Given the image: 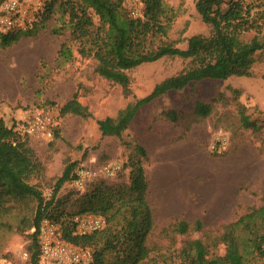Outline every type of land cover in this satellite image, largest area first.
I'll return each instance as SVG.
<instances>
[{"label": "rangeland", "instance_id": "obj_1", "mask_svg": "<svg viewBox=\"0 0 264 264\" xmlns=\"http://www.w3.org/2000/svg\"><path fill=\"white\" fill-rule=\"evenodd\" d=\"M41 1L42 5L47 0ZM252 3V0H246ZM176 16L168 40L185 49L186 39L208 35L206 26L195 10L194 0H164ZM250 17L238 30H230L235 49L254 37L264 39V1L253 3ZM125 8L140 16V0H127ZM97 23L98 18L94 17ZM67 15L56 9L48 19L30 28L32 34L20 35L17 43L0 49V120L14 127L27 140L33 154L9 156L0 153V207L6 205L5 191L12 186L10 172L24 184L35 185L45 200H50L54 185L71 163L101 169L120 165L115 178H96L82 188L65 183L54 197L49 219L61 226L72 225L80 210L81 197L99 186L129 183L132 163L140 162L148 180L147 202L153 215L149 241L160 245V230L174 220L193 224L201 221L205 230L217 232L223 225L237 220L253 208L264 204V52L257 53L251 77L205 80L184 90L171 91L141 107L121 137L102 136L97 120L116 117L128 103L149 94L155 84L179 73L187 64L178 58H162L142 64L130 71L131 95L121 87L99 77L93 58L78 54V43L71 39ZM234 34H231L233 33ZM66 45L72 52L64 60L59 51ZM91 113L90 118L60 114L61 107L73 95ZM211 104L205 118L194 114L195 102ZM244 109L251 120L261 125L259 131L245 129L239 123ZM50 110L54 135L51 139L29 133L26 121L33 113ZM174 110L178 120L164 116ZM218 133L229 137V148L222 155L209 146ZM146 151L142 157L137 149ZM25 212L13 211L0 230V264H29L31 231L19 233ZM190 232L186 238H199ZM223 253V248L218 250ZM27 254V256H25ZM250 264H264L256 258Z\"/></svg>", "mask_w": 264, "mask_h": 264}, {"label": "trees", "instance_id": "obj_2", "mask_svg": "<svg viewBox=\"0 0 264 264\" xmlns=\"http://www.w3.org/2000/svg\"><path fill=\"white\" fill-rule=\"evenodd\" d=\"M3 1L0 0V4ZM126 1L47 0L40 12L42 20L48 19L56 9L67 15L71 39L78 43L79 56L93 58L95 73L120 86L125 96L131 95L128 71L162 58L187 61L179 73L155 84L149 94L128 103L116 117L97 120L102 136L120 138L141 107L171 91L179 92L190 84L205 80L251 77L257 53L264 52V39L254 37L235 49L228 33L247 22L253 3L264 0H252V3L246 0H194L195 10L208 26L209 34L187 38L185 49L168 40L176 13L164 0H140L141 13L136 18L126 10ZM92 15L98 18L97 23ZM22 34L31 35L32 31L0 33V49L17 43ZM59 54L64 60L72 57L66 45L61 46ZM261 78L264 81V75ZM210 112L211 104L195 102V116L205 118ZM60 114L84 119L91 117L88 108L78 101L77 93L61 107ZM164 116L172 122L178 120L174 110H166ZM239 123L245 129H261V125L251 120L242 108ZM137 149L142 157L146 156L144 148L138 146ZM0 153L28 156L33 151L19 131L0 120ZM76 167L77 163L65 167L50 200H45L35 185L24 184L6 172L12 178V186L5 191L6 205L0 207V230L9 226L5 219L14 210L32 212L31 217L23 215L16 229L19 233L31 231L29 264H37L40 223L43 218H51L48 210L54 197L65 183L73 182ZM148 187L141 163H132L128 184L95 187L80 199V210L76 214L102 216L106 226L88 235L74 234L72 225L61 226L63 238L76 246L92 249V260L88 264H250L256 258L264 257V204L223 225L217 232L205 230L199 220L193 224L174 220L158 234L165 244L150 242L153 215L146 199ZM190 232L201 236L180 240L178 244V238L186 237ZM220 247L222 254L218 253Z\"/></svg>", "mask_w": 264, "mask_h": 264}, {"label": "built area", "instance_id": "obj_3", "mask_svg": "<svg viewBox=\"0 0 264 264\" xmlns=\"http://www.w3.org/2000/svg\"><path fill=\"white\" fill-rule=\"evenodd\" d=\"M137 1V0H136ZM43 5L37 0H5L0 4V33L9 31H27L40 17ZM131 17H139L136 10L129 11ZM25 127L29 133L38 134L44 138L53 137V115L50 110H40L32 114ZM229 137L218 133L210 143V150L224 154L229 148ZM121 166L110 164L101 169H94L81 164L74 171L73 184L82 188L96 178H115L121 172ZM106 219L102 216H77L72 221L73 233L88 235L102 230ZM39 254L37 264H88L92 260L90 247L76 246L63 238L61 225L49 218H43L37 234ZM27 256V254H25Z\"/></svg>", "mask_w": 264, "mask_h": 264}]
</instances>
